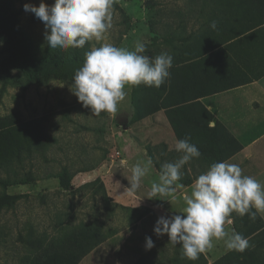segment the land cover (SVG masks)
Returning <instances> with one entry per match:
<instances>
[{"label":"rangeland","instance_id":"1","mask_svg":"<svg viewBox=\"0 0 264 264\" xmlns=\"http://www.w3.org/2000/svg\"><path fill=\"white\" fill-rule=\"evenodd\" d=\"M43 2L50 6L55 0ZM40 3L0 0V198L9 196L0 206V264H55L57 251L75 250V264H224L223 241L214 240L211 250L191 261L167 234L153 231L161 215L181 214L183 193L171 202L148 200L143 189L129 191L128 179L137 160L151 159L140 186L151 191L161 166L181 155L157 112L163 111L177 140L178 129L181 139L190 137L201 152L183 167L181 183L192 182L234 150L222 138L217 148L199 102L179 100L180 94L189 99L219 87L204 78L209 65L194 70L178 62L220 45L224 49L244 34L261 36L264 30H254L264 24V0H115L104 40L68 50L50 49L44 23L24 10L25 4ZM137 41L146 44L144 55L173 56L169 78L159 88L128 86L116 113L93 115L71 91L85 52L101 43L132 50ZM252 47L261 55L264 43L258 39ZM34 60L42 63L40 75L28 82L15 66L29 72ZM203 60L209 62V55ZM121 159L128 164L121 166ZM61 178L70 183L68 189ZM229 219L225 227L244 237L264 228L258 215L252 220L233 212ZM146 237L154 242L151 249L145 248ZM255 257L264 264V245Z\"/></svg>","mask_w":264,"mask_h":264},{"label":"clouds","instance_id":"2","mask_svg":"<svg viewBox=\"0 0 264 264\" xmlns=\"http://www.w3.org/2000/svg\"><path fill=\"white\" fill-rule=\"evenodd\" d=\"M114 3L115 0H55L49 6L41 0L39 6L25 4L24 10L34 13L44 23L50 49L68 50L83 48L93 40H104L112 27ZM210 26L215 29L216 21ZM145 52L146 44L142 41L135 42L132 50L111 43L91 47L74 74L72 93L93 115L116 113L118 104L127 96L126 87L143 84L159 88L170 76L173 65L170 53L150 57ZM174 149L181 155L161 166L159 178L152 182L147 197L176 200L175 193L183 188L179 183L183 167L201 156L190 137L176 140ZM119 163L125 166L128 161L121 159ZM151 166V159L137 160L132 165L129 191L140 188ZM182 199L185 207L181 214L161 215L157 219L153 229L157 236L167 234L173 246H181V257L191 261L211 250L214 240L223 241L228 251L243 253L250 247L248 238L225 225L231 224L229 217L233 212L241 217L247 214L252 220L258 213H264V184L244 175L237 163L214 162L195 179L190 194H183ZM145 240V248L151 249L153 240L151 237Z\"/></svg>","mask_w":264,"mask_h":264},{"label":"crops","instance_id":"3","mask_svg":"<svg viewBox=\"0 0 264 264\" xmlns=\"http://www.w3.org/2000/svg\"><path fill=\"white\" fill-rule=\"evenodd\" d=\"M260 29L264 30V24L257 26L254 31ZM258 39L264 43V32L261 36L244 34L227 41L224 49L220 45L200 57L179 60L178 65L192 64L194 70L209 65V75L204 78L219 87L189 99L185 94L178 96L183 102L181 104L199 102L212 116L207 126L220 125L240 144V148L223 161L239 164L244 175L252 176L264 184V47L260 50L261 55H258V46L252 47ZM207 54L209 62L203 60ZM202 78L197 76L194 79L201 81ZM156 118L165 128L167 126V131H164L167 132L168 141L175 145L177 138L169 129L163 111L157 112ZM195 179L188 184L179 182L183 188L175 195L190 194ZM139 189L145 190L146 199L153 200L147 197L151 192L147 186ZM257 215L264 222V213Z\"/></svg>","mask_w":264,"mask_h":264},{"label":"trees","instance_id":"4","mask_svg":"<svg viewBox=\"0 0 264 264\" xmlns=\"http://www.w3.org/2000/svg\"><path fill=\"white\" fill-rule=\"evenodd\" d=\"M210 50L211 49H209L207 51L203 50L201 52L192 54L187 59H183L182 61L191 60L195 57H200V56L208 53V51H210ZM20 61L21 60H19V62ZM41 66H42V63L34 60L33 68L29 72H26L24 67L20 68L19 64H18V66H15V67L17 69H19V71L22 73L23 76H27L28 82H29L30 79L33 78L35 75H37V74L40 75ZM44 70L47 71V69H44ZM180 103H183V102L181 101ZM202 112L208 115V120H211L212 116L203 107H202ZM207 129L211 132L213 141L215 142L216 146H217V143H221L223 141H224L223 143L226 145H229L231 142L235 145L234 150L232 152L228 153L225 157H220V158L213 160L212 163L223 161L226 157H228L232 153L236 152L240 148V144L227 132V130L225 128H223V127L221 128L222 132L218 131L217 126H213V127L208 126ZM175 132H177L179 139H181V136L179 134V130L177 129ZM221 138L223 139L222 141H221ZM217 148H218V146H217ZM183 183L186 184V182H183ZM60 185L64 189H68L70 187V183L68 181H66L64 178L60 179ZM6 199H9V196H7V195L1 196L0 206L4 204ZM252 211H254V209H252ZM246 238H248V240H249L250 247L248 249H246L243 253L236 252V251H228L227 253H225L221 257V260L225 261L224 264H258L256 262L257 259L255 257V254L257 253V248L264 245V228H262V230L260 229V231L257 233L252 232L251 234L246 236ZM54 258H55V264H66L65 263L66 260L68 261V264H75L76 260L79 259V254L76 253V250L71 254H67L65 252L59 253L57 251V253L54 255Z\"/></svg>","mask_w":264,"mask_h":264}]
</instances>
